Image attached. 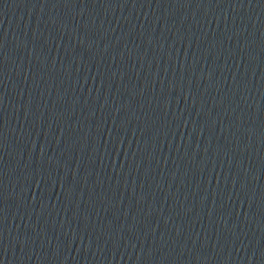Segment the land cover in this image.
Masks as SVG:
<instances>
[{"label":"water","instance_id":"1","mask_svg":"<svg viewBox=\"0 0 264 264\" xmlns=\"http://www.w3.org/2000/svg\"><path fill=\"white\" fill-rule=\"evenodd\" d=\"M0 264H264V0H0Z\"/></svg>","mask_w":264,"mask_h":264}]
</instances>
